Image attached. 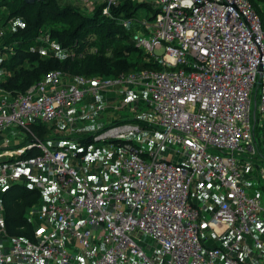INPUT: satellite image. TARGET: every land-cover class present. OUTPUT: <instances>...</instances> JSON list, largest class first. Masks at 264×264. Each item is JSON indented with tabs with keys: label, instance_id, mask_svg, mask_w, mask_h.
Here are the masks:
<instances>
[{
	"label": "built area",
	"instance_id": "built-area-1",
	"mask_svg": "<svg viewBox=\"0 0 264 264\" xmlns=\"http://www.w3.org/2000/svg\"><path fill=\"white\" fill-rule=\"evenodd\" d=\"M82 1L102 6L101 14L113 17L111 8L128 0ZM144 3L155 10L152 19L120 15L116 20L123 29L135 26L134 47L160 70L119 79L76 76L73 83L62 82L63 74L51 71L23 94L8 97L0 88V132L17 129L23 144L17 150L0 148V179L17 183L24 177L39 192L53 187L56 202L46 206L43 216L57 224V234L42 233L34 241L10 237L0 206V264L8 258L4 241L18 263L69 264L63 234L81 249L87 264H120L130 259L155 264L139 245L142 236L155 242L164 264H239L234 254L239 238L252 228L262 234V201L246 191L242 178L253 174L256 180L264 179V23L248 0ZM45 44L56 50L54 42ZM124 80L147 93L156 121L147 126L159 138L146 151L129 138L144 134L150 140L137 124L112 126L93 136L95 142H109L111 147V163L103 167V171L110 169V180L103 187L94 186L67 165L79 157L76 149L49 147L36 138L32 127L61 118L67 107L81 103L87 94ZM34 150L36 155L24 157ZM170 151L175 154L172 161L163 156ZM24 167L45 171L54 180L26 175ZM194 179L209 200L210 191L204 186L219 189L218 200H210L216 208L208 225L214 232L217 227L231 230L230 244L204 248L201 204L190 200ZM101 243L107 247L97 254L96 245Z\"/></svg>",
	"mask_w": 264,
	"mask_h": 264
},
{
	"label": "trees",
	"instance_id": "trees-1",
	"mask_svg": "<svg viewBox=\"0 0 264 264\" xmlns=\"http://www.w3.org/2000/svg\"><path fill=\"white\" fill-rule=\"evenodd\" d=\"M248 2L264 23V0ZM101 9L99 5L92 14L83 15L73 7L58 5L57 0H42L34 5L23 0H0V30L6 25L2 19L22 22L3 37L9 48L7 58L0 61V69L5 72L0 88L5 95L25 93L51 71L74 77L119 79L143 70H160V65L134 47L132 32L116 20L120 15L129 17L139 12L152 19L155 10L129 0L111 8L113 17L103 16ZM46 42H54L56 50L46 48ZM32 131L39 140L47 135L45 126L32 127ZM36 154L34 150L24 157ZM39 200L40 192L27 186L13 184L4 188L1 205L8 236L35 240L27 213Z\"/></svg>",
	"mask_w": 264,
	"mask_h": 264
},
{
	"label": "crops",
	"instance_id": "crops-1",
	"mask_svg": "<svg viewBox=\"0 0 264 264\" xmlns=\"http://www.w3.org/2000/svg\"><path fill=\"white\" fill-rule=\"evenodd\" d=\"M12 21V20H11ZM135 31V29H134ZM133 31V32H134ZM5 76L4 71H0V83L3 81ZM62 82L64 83H73L74 76L72 75H62ZM92 87L97 85L93 82L91 83ZM148 95L138 84H130L125 80L121 83L108 88L100 90L99 92L93 94L89 93L85 96L84 100L71 107H67L64 110V115L46 125H34L36 126H45L47 128V135L43 140H40L45 145L49 147H63L69 146L73 147L79 152V157L76 160H68L67 165L74 167L78 170L81 176H88L91 178L93 170L89 166V161H86L84 156L87 154L89 147H101L103 143L109 142H95L92 137L103 132L109 127L116 126V123L128 122L135 120L141 121V127L145 128V133H148L151 137L156 138L155 132L151 130V127H148L145 123L150 122V116L144 112L143 108L148 106ZM126 111V115H121ZM125 117V118H121ZM122 126V125H121ZM154 126V125H151ZM37 138V137H36ZM135 142H138L141 146L144 147L146 151H150L153 148L152 140H146L144 134H139L136 137ZM38 139V138H37ZM29 140V139H28ZM39 140V139H38ZM145 144V145H144ZM21 134L15 128H7L0 132V148H9L12 150H17L22 147ZM77 147V148H75ZM83 148V150H80ZM163 154V153H162ZM167 153L163 154L166 158ZM167 159V158H166ZM109 161V159L107 158ZM174 160V159H173ZM70 161H74V164H70ZM111 162L109 161V164ZM108 164V165H109ZM104 166V165H103ZM23 173L26 175L35 176L37 178L46 179L50 182H53V176L49 175L45 171H37L34 168L24 167L22 168ZM104 174L107 175V182L110 180L111 172L110 169L104 171ZM87 177V178H88ZM254 175H244L242 178V185L251 194L257 195L263 204V211L260 214L261 224L263 232L262 234H257L254 229H251V233L247 236L241 237L238 240L234 254L239 260V264H264V186H259V179L256 180L253 178ZM3 184L0 185V202L5 187L20 184L31 188L30 181L26 180L24 177L20 178L17 183H11L5 179H1ZM105 182V183H107ZM252 183L256 184L252 186ZM94 186L103 187L105 184L99 180ZM199 181L194 179L192 183V188L190 191V200L194 204H201V239L205 249H214L222 247L224 245L230 244L234 240V236L231 230L226 229L225 227H217L216 232H214L208 225L211 216L216 208L215 203H211L210 200H214L210 195V200L207 197H203L200 194L197 196L193 195L194 190L198 192L200 189ZM208 187V186H207ZM198 188V190H197ZM79 193L78 189H76ZM201 192V191H200ZM199 192V193H200ZM55 190L53 187H48L47 189L40 191V200L39 203L32 208L27 213V217L32 224L33 231L35 236H38L42 233H53L57 234V224L51 218H45L43 212L46 206L50 203L56 202L54 197ZM0 206H2L0 204ZM4 220V219H3ZM4 223V221H3ZM140 238V236H138ZM217 237V238H216ZM62 238L65 239L66 248L70 253V263L69 264H87L89 259L83 254L81 249L74 243L73 240L68 238L66 235H62ZM250 239V240H249ZM258 243H257V242ZM153 242V241H152ZM7 241H4L2 249L5 253L8 254L6 264H21L15 261L11 255H9V246ZM155 251L157 256L161 258V254L157 249L155 242ZM253 243V244H252ZM141 245V243H139ZM107 247V244L101 243L96 245L97 254L103 251ZM252 251V252H251ZM253 254V255H252ZM163 257V256H162ZM164 258V257H163ZM151 259V258H149ZM152 260V259H151ZM255 260V261H254ZM132 261H135L132 259ZM155 262V260H152ZM164 262V261H163ZM162 261L155 262V264H162ZM40 264H58L55 260H46L41 261ZM120 264H143L142 261L136 260L131 262V259L128 263Z\"/></svg>",
	"mask_w": 264,
	"mask_h": 264
},
{
	"label": "rangeland",
	"instance_id": "rangeland-1",
	"mask_svg": "<svg viewBox=\"0 0 264 264\" xmlns=\"http://www.w3.org/2000/svg\"><path fill=\"white\" fill-rule=\"evenodd\" d=\"M131 1H134L135 3H138V4H140V3L144 4V0L139 1V2H137V0H131ZM57 3L60 6L73 7L75 9H77L83 15L92 14V12L97 7V6L95 7V5H93L91 3V1L83 2L82 0H57ZM262 8H263V5H260V9H262ZM2 12L4 15H6L5 10H2ZM137 16H145V15L143 13L140 14V12H139V13H137ZM10 21L11 20H8V22H7L6 19H4V20L2 19V22H5V24H6L4 26L5 28H3L5 35H7L6 34L7 31L14 30L16 27H18L19 25L22 24V22L16 18L13 19L11 22ZM134 28H135V26H129L128 30L133 33ZM3 37L0 38V61L7 58V56H8L7 50H9V48L7 47V45L4 42ZM51 43L52 42H49V44H51ZM44 45H45V47H47V45L45 43H44ZM53 52L55 53V51H53ZM0 71H3V70L0 69ZM77 77H81L84 80L92 79V78H85L84 76H77ZM251 109H252V111H254V97H253V95L251 97ZM257 109H258V104H257V102H255L256 116L259 119ZM143 110H144V112H146L147 115L150 116V118H149L150 122H146L145 124L146 125L149 124V126L156 125V121H155V118L153 116V112L151 110V107L149 105L145 106L143 108ZM121 115H125V117H126V115H127L126 111H124ZM127 116L129 117L130 115L128 114ZM125 117H121V118H125ZM125 124H137V125L141 126L142 122L135 120L134 122H132V121L121 122V123H116L115 125L121 126V125H125ZM137 135H139V134L130 135L129 136L130 140L135 141L136 140L135 137ZM31 137L32 136H30V138ZM158 138H159V135H157L156 138L151 137L150 139L152 141H154V140H157ZM141 147L143 149H145L144 147H146V146L142 145ZM71 148H73V147H71ZM75 148H77V147H75ZM80 150H83V148H81ZM110 152H111V147L108 143H103V146H101V147H89L88 148L87 154L84 156V158L86 161H89V166L93 170V173L91 174V178H89L88 176H87L88 178L86 176L85 177L90 184H92V185L96 184L99 180H101L103 184H105V182H107V175L104 174V171H103L104 166L103 165L109 164V161L107 160V158H108ZM165 156H166L167 160H169V161H172L175 158V154L173 153V151H170V153H167ZM71 160H76V159H71ZM70 164H74V161H70ZM259 181H260L259 186H264V179H259ZM1 184H3V182L0 179V185ZM255 185L256 184L252 183V186H255ZM198 186L200 187V189L198 190V188H197L198 192L196 190H194L193 195H196V194H197V196L199 194L201 195L200 191L202 190L203 186L200 184ZM204 187L209 189L211 196L214 198V200L217 201L218 196H220L219 195L220 194L219 189L215 185H208V187L207 186H204ZM74 190H75V192H77L76 189H74ZM203 197H205V196H203ZM0 204H1V202H0ZM140 246L142 247L146 257L151 258L152 260H155V262H158V261L163 262L165 260V258H163L162 256H161V258H159L157 256L158 254L155 251V245L151 240H149V238L142 236ZM134 260L136 261V259H134ZM135 261H132V259H131V262H135ZM162 264H164V262Z\"/></svg>",
	"mask_w": 264,
	"mask_h": 264
},
{
	"label": "water",
	"instance_id": "water-1",
	"mask_svg": "<svg viewBox=\"0 0 264 264\" xmlns=\"http://www.w3.org/2000/svg\"><path fill=\"white\" fill-rule=\"evenodd\" d=\"M25 4L27 5H34L36 2L42 1V0H23ZM254 114V112H253Z\"/></svg>",
	"mask_w": 264,
	"mask_h": 264
},
{
	"label": "bare ground",
	"instance_id": "bare-ground-1",
	"mask_svg": "<svg viewBox=\"0 0 264 264\" xmlns=\"http://www.w3.org/2000/svg\"><path fill=\"white\" fill-rule=\"evenodd\" d=\"M217 238V237H216ZM250 240V239H249ZM253 244V243H252ZM252 252V251H251ZM253 255V254H252ZM264 258V257H263ZM255 261V260H254Z\"/></svg>",
	"mask_w": 264,
	"mask_h": 264
}]
</instances>
